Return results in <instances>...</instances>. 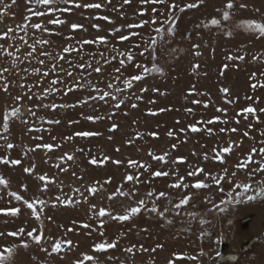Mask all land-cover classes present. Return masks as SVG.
I'll list each match as a JSON object with an SVG mask.
<instances>
[{"label":"rangeland","instance_id":"rangeland-1","mask_svg":"<svg viewBox=\"0 0 264 264\" xmlns=\"http://www.w3.org/2000/svg\"><path fill=\"white\" fill-rule=\"evenodd\" d=\"M11 2V0H6ZM80 3H96L104 4L100 9L75 8L71 5L70 13L59 15L61 19L67 21L64 25H48L50 33H42L33 29H28L29 43H32L31 37L43 38L51 43L44 50L55 56L65 45H75L77 41L83 39H94L97 35H104L108 38L107 44L86 45L84 51L80 55L75 53L66 54V61L81 63L87 61L91 56L95 55L96 59H100V52L105 55L115 46L121 50L127 49L132 43L138 42L139 37L128 42H120L116 39L119 33L109 34V30L133 22L140 19L150 20L151 8L156 7L160 12H166V6L141 5L140 0H131L130 4L125 5L123 0H79ZM168 3L171 0H167ZM178 3L195 2V0H177ZM225 0H205V4L195 9H188L184 13H179V20L175 28V34L168 36L165 34L164 41L157 47L156 64L162 68V73H151L144 80L136 82L132 89L119 94V99L123 100L120 108H114L115 101L109 100L107 103L94 100L87 104H81L77 107L58 108L52 111L47 108L35 109L36 104H76L77 100H82L88 95H94L90 87L78 89L64 95L63 88L68 84L75 82L76 77L83 70H76V75L66 84L57 85L61 89L58 94H51L42 101H36L35 98L29 101L27 99L26 89L19 87L20 83L36 85L40 81L39 75L27 76L21 80V76L25 74L20 71H10L5 76L9 81L8 92L0 91V115L3 111L16 106L14 97L18 94H24V99L19 103L21 115L19 118L13 117L9 120L10 129L8 133H4L0 127V135H7L9 141L15 145L13 149L4 147L5 141L0 140V155H7L12 159H20L21 165L6 166L0 164V175L9 180L8 187L0 185V206H18L21 207L20 215L16 217H5L0 215V231H13L23 226L27 230L32 227H39L43 223L45 235L53 238L63 237L65 229L72 227V221H77L76 231L67 233V238L73 241L77 248L67 251L61 255L48 256L42 253L34 244L30 243L28 249L20 248L13 257L12 264H72V261L78 258L80 252L90 250L91 245L102 239L99 236L100 229L97 221L90 219L88 211L89 203H95L98 207L111 206L114 213L122 212L124 208L132 205L133 201L126 198H119L109 202L107 194L114 190L117 186L123 184L125 190L136 187L138 195L135 199H140L146 192L155 189L157 191H167L168 198H162L157 201L161 211L165 207H171V203L176 202L183 194L188 191H194L195 199L189 206L181 210V215H176L169 211L165 213V217L161 218L154 213L141 212L139 216L133 217L130 221L118 222L108 217L104 218L103 238H120L119 247L115 250H109L107 253L96 254L101 264L107 260L109 255L126 259V254L122 249L130 244L152 249L156 244L163 245V248L157 249L155 253H137L135 257L136 264H167V260L172 258L173 252L184 254L186 257L194 256L196 260L185 258L178 264H218L216 253L219 252L220 244L228 245L227 251H232L238 255L235 264H264V240L260 239L264 229L257 225L250 226L249 230H241L240 220L247 216H236L241 213L249 212L256 208H264V199H257L239 205H229L228 210L220 213L217 211H209L212 207L211 203L205 201V197L214 203H219L223 198V194L216 190L212 185L209 189L204 190H175L169 189L167 185L171 183L175 177L167 178L150 177V173L143 169H138L141 173L142 181L151 180L150 183L133 185L131 182L124 183L123 177L129 172H135L136 169H130L127 165L129 159L142 161L151 167L152 171L163 169L165 171L176 172L178 175H185L193 167L200 166L206 171L213 174H219L222 169L227 168L229 174L234 171V165L238 162V157L246 153L251 147L261 146L260 142L264 140V113L258 110L264 108V88H251V84L255 81L249 77L253 72L257 73V80H264L260 73H264V38H258L256 34L241 27V21L246 19L264 20V0H235L237 5L233 10L232 17L229 21H222L220 26L205 27L213 16H216V8L221 7ZM240 3H246V9H239ZM59 7H65L58 4ZM31 7L33 10H44L46 6L29 4L27 0H17L16 5L12 7L9 14L0 17V31H6L11 26L17 29L18 25H23L24 17L29 16L27 9ZM140 8L147 9L146 14L141 17L137 15ZM259 8L257 13L255 9ZM115 9V10H114ZM123 13V16L121 15ZM97 16H109L112 23L95 19ZM43 18L46 23L47 19ZM157 18L162 20L164 17L157 14ZM217 18H219L217 16ZM41 22L39 17H31L30 23ZM82 23L84 30L72 31L69 28L71 23ZM93 24H99L100 30L97 31L92 27ZM197 25H200L197 27ZM141 35L150 36L151 26L138 30ZM231 32L230 36L225 35ZM22 31H18L16 35H23ZM71 37V39H68ZM5 47L13 43L11 40L0 41ZM198 45L193 49L192 45ZM39 47V46H38ZM11 50V49H10ZM28 49L21 48L20 55ZM200 54L197 56L195 52ZM136 60L138 63L146 64L151 67L150 55L140 57L139 49H136ZM114 54V53H113ZM231 55L234 59L229 60ZM244 56L243 60L235 59V57ZM253 56L257 57L253 60ZM42 58V57H41ZM58 62L67 70V62ZM11 58L0 57V66L10 67ZM48 64V61H46ZM199 65L193 68V65ZM229 65L221 74L223 65ZM95 67V62L93 61ZM118 61L111 65L103 66L104 74L99 75L92 73L88 76L85 72L86 79L91 80L100 88H105L110 77L114 74L113 69L119 67ZM31 67H41L32 60L30 63L25 61L20 65V69ZM50 67V65H49ZM136 74L134 66H126L124 75ZM55 73L44 78L39 87H33V93H39L49 86L51 79L55 77ZM64 77H61L63 79ZM2 83V82H0ZM122 86V85H121ZM146 87L148 91L141 93L140 89ZM195 88L194 93H190V89ZM222 87L230 90L228 94L220 91ZM158 91H152V89ZM142 96L143 99L137 101L136 96ZM251 97L252 99H248ZM259 98L258 100L256 98ZM228 99L233 103H227ZM193 100L200 101L199 104H193ZM205 102L207 107L204 106ZM136 104L135 108L132 104ZM252 104L257 109V121L251 115L245 119L243 116H237L239 110ZM33 107L37 112L36 117L29 115L28 109ZM193 109L192 113L186 112V109ZM217 108L226 109V112H217ZM149 109L155 112V115L149 114ZM160 109L165 111L160 112ZM100 116L102 119L89 121L86 116ZM220 116L221 122L209 125L215 130L213 135H209L205 131L193 133L187 130L188 125L198 120H208L213 116ZM110 117V118H109ZM43 118V119H41ZM235 118V119H234ZM240 123L237 124L236 120ZM28 123L25 124L24 121ZM48 120H59L58 124H49ZM227 121L224 123L223 121ZM179 121V123H177ZM118 125L115 131H110L112 124ZM252 128L249 129L248 125ZM237 128V133H220V128ZM33 128L29 132L28 129ZM185 131L181 132L180 129ZM38 129V130H37ZM174 132L172 137L167 135L169 130ZM80 131L97 132L99 135L89 137H79L73 134ZM158 132V138L147 135L149 132ZM245 131L249 132V137H243ZM140 133L137 138L136 134ZM72 137L71 140L64 139ZM42 137V139H37ZM55 137V141L53 140ZM131 140L129 144L127 141ZM228 140L243 141L239 149H235L230 157L226 158V163L205 160L204 153L211 155V149L217 146H224ZM38 143L59 144L60 147L52 151L45 149H37L28 151L25 155L26 147L34 148ZM172 144H176L177 148L173 150ZM119 149V151H117ZM151 149L156 154H162L167 151L169 153L168 163H159L153 161L148 156ZM82 150V151H81ZM69 153L74 156L71 161L65 160L61 162L58 158ZM193 153H196L195 155ZM109 156L110 160L103 165H91L89 160L96 157L98 160L103 156ZM177 156H184V163H173ZM120 160L119 165L112 161ZM35 164L34 173L29 175L23 171L25 167H31ZM60 164L67 171L61 172L55 165ZM47 174L54 183L48 185L46 191L41 192L43 182L37 179V176ZM108 177L112 178L110 184L104 185V191L97 193L95 198L89 197V203H80L72 206H56L52 203L57 196H73L79 199V194L74 193V188H79L81 192H85L88 185L95 181L103 183ZM200 179H204L202 176ZM236 180L247 182V171L241 170L237 172ZM264 179L261 175H257L255 180ZM186 182L191 183V178L186 177ZM211 184V181H206ZM26 184L27 191L22 192L25 198L39 197L47 201L44 206V212L41 214V220L37 221L31 216V210L23 207L22 202L16 201L10 197L12 191H20V185ZM225 192L229 185L224 184ZM85 195L87 193L85 192ZM195 204L193 208L191 205ZM39 207V206H38ZM151 207V204H149ZM189 211H195L198 215L196 219L187 216ZM51 217L49 221L47 218ZM259 218V216H257ZM203 219L205 223H200ZM171 220L172 223H167ZM231 221V223H229ZM80 223H89L92 225L91 231L79 227ZM208 223V224H207ZM63 225V227H59ZM208 228H213L215 232V245L209 247L203 244L202 233ZM91 231V235H88ZM123 232L125 235L120 236ZM256 236L259 241L249 248H245L251 237ZM26 238V237H25ZM9 243H18L16 238H0V245ZM244 246V247H241ZM2 250V249H0ZM35 257V260L32 259ZM118 264V262H117Z\"/></svg>","mask_w":264,"mask_h":264},{"label":"snow or ice","instance_id":"snow-or-ice-1","mask_svg":"<svg viewBox=\"0 0 264 264\" xmlns=\"http://www.w3.org/2000/svg\"><path fill=\"white\" fill-rule=\"evenodd\" d=\"M107 3H110L111 0H106ZM17 0H11V2H6V0H0V17L7 16L9 11L12 9L14 5H16ZM29 4L36 5H44L46 6L44 10H33V8L29 7L27 11L30 13L29 16L24 17V24L18 25L17 29H13L11 26L7 27L6 31H0V41L11 40L13 41L8 47H5L3 43H0V57H8L11 58L10 67L0 66V91L8 92L9 90V81L5 76L6 73L15 70L16 74H19L20 71H23L25 74L21 76V80H24L27 76L31 75H39L40 81L37 82L36 85L20 83L19 87L21 89H26L27 99L29 101L35 98L36 101H42L46 99L51 94H58L61 89L57 87L60 84H66L68 80H71L74 75H76V70H83L77 77L75 82L68 84L63 88L64 95H68L69 93L76 91L78 89H82L90 87L92 91L95 93L94 95H88L82 100H77L76 104L68 105V104H36L35 109H39L41 107L50 109L55 111L58 108H67V107H77L81 104H87L89 101H102L107 103L109 100L115 101L114 108H120L123 104V100L119 99V94L125 92L129 89H132L133 85L136 82L142 81L151 73H162V68L156 64L157 60V47L160 43L164 41L165 34L168 36H173L175 34V28L177 25V21L179 20V13H184L188 9H195L205 4V0H195V2H183L178 3L177 0H171L170 3L167 0H140L141 5H165L166 12H160L156 7L151 8V16L150 20L140 19L138 22L129 23L126 25H122L119 27H114L109 30V34L119 33L116 36V39L120 42H128L130 40H134V38L139 37L138 42H134L127 49L121 50L113 46L110 50L109 54L105 55L104 52H100V59H96L95 55L91 56L87 61L81 63H74L73 61H66V54L75 53L76 55H80L81 52L84 51V47L86 45H97V44H107L108 38L104 35H97L94 39H83L76 42L75 45L67 44L65 45L55 56L52 53L45 51L44 49L50 45V41L43 38L31 37L32 43H29L28 29H33L42 33H50L51 30L46 26L48 25H64L67 23L66 20L61 19L57 13H70L72 11V7L75 8H85V9H100L104 7L103 3H80L79 0H27ZM125 5L130 4L131 0H123ZM58 4H63L65 7H59ZM67 5H71L72 7H68ZM237 5L235 0H225L221 7L216 8V16H213L210 20L204 24L205 27L211 26H220L222 21H229L232 17L233 10L236 9ZM239 9H246L248 5L246 3H240L238 5ZM115 10V9H114ZM257 13L260 12V9H255ZM147 12V9L140 8L137 12V15L143 17ZM157 14L164 17L162 20L157 18ZM123 16V13H121ZM217 16L219 18H217ZM31 17H39L41 18V22L30 23ZM45 17H53L46 20L44 22L43 18ZM95 19L103 20L108 23H112V20L109 16H97ZM151 26V32L153 33L150 36L141 35V32L138 31L145 27ZM200 25H197L199 27ZM241 27L246 30L257 35L258 38H264V20H256V19H246L241 21ZM92 27L97 31L100 30L99 24H93ZM69 28L72 31L84 30V25L82 23H71ZM18 31H22L23 35H16ZM232 33L226 32L225 35L230 36ZM68 39H71L69 37ZM39 46V47H38ZM26 47L28 50L20 55L21 48ZM193 49L198 48V45H192ZM11 49V50H10ZM136 49H139L138 55L140 57H145L150 55L151 57V67L146 64L138 63L136 60L137 53ZM114 53V54H113ZM200 53L197 51L195 55H199ZM42 57V58H41ZM257 57L253 56V60ZM229 60L234 59L231 55L228 56ZM235 59L243 60L244 56L235 57ZM35 60L38 65L41 67H31L20 69V65L25 61L29 63ZM48 61V64H46ZM67 62L68 68L67 70L62 66V64L58 62ZM93 61L95 62V67L93 66ZM118 61L119 67H115L113 69V75L110 77L109 82L106 84L105 88H100L96 84H94L91 80L86 79L84 73L86 72L88 76L94 72L99 75L104 74V67L107 65H111L113 62ZM50 65V67H49ZM126 66H134L136 69V74H128L124 75V69ZM193 68H198L199 65H193ZM229 65H223L221 69V74L223 71L227 69ZM55 73V77L51 79L49 82V86L44 88L43 91L39 93H33V87H39L42 84L44 78L48 77L50 74ZM260 76L264 77V73H260ZM61 77H64L61 79ZM257 73L253 72L249 77L253 82L250 86L253 89L257 87L264 88V80H257ZM122 85V86H121ZM148 89L146 87L141 88L140 92H146ZM152 91H158V89H152ZM190 93L195 92V88L189 90ZM220 91L224 94H228L230 90L226 87H222ZM14 102L16 106L11 107V109H5L3 114L0 115V127L4 133H8L10 129L9 120L10 118L16 117L19 118L21 115V109L19 107V103L24 99V94H18L14 98ZM135 99L137 101L143 99L142 96H136ZM248 99H252L249 97ZM259 99L258 97L256 98ZM227 103H233L234 101L228 99ZM193 104H199L200 101L193 100ZM137 105L134 103L132 107L135 108ZM207 107V103L204 104ZM160 112L165 111V109H160ZM260 113H264V108H260L258 110ZM29 115L32 117L37 116V112L33 107H29L28 109ZM186 112L192 113L193 109L188 108ZM217 112H226V109L217 108ZM149 114L155 115L156 113L149 109ZM251 115L257 121L259 120V116H257V109L253 107L252 104H249L246 107H243L237 113V116H243L245 119ZM110 118V117H109ZM43 119V118H41ZM85 119L89 121L100 120L102 117L89 115L86 116ZM235 119V118H234ZM49 124H58L59 120H48L46 121ZM217 122H221L220 116H213L208 120H198L195 123L189 124L187 130H190L193 133L205 131L209 135H213L215 130L209 125L215 124ZM227 123V121H223ZM25 124L28 123L27 120L24 121ZM179 123V121H177ZM236 123L239 124L240 121L237 119ZM118 125L113 123L110 131H115ZM249 129L252 128V125H248ZM38 130V129H37ZM29 132L33 131V128L28 129ZM181 132H184L185 129L181 128ZM220 133H237L238 129L233 128H220ZM74 136L79 137H89L99 135L97 132L91 131H80L73 134ZM140 133H137V138L140 137ZM147 135L158 138V132H149ZM169 137L174 135V132L170 129L167 133ZM261 136H264V133H261ZM243 137H249V132L245 131L243 133ZM37 139H42V137H37ZM55 137L53 140L55 141ZM66 140H71L72 137H65ZM0 140L5 141L4 147L6 149H13L15 145L9 141V137L7 135H0ZM127 143L131 144L132 141L129 140ZM243 141H232L228 140L224 146H217L211 149V155L209 153H204L203 158L205 160H213L220 162L221 164L226 163V158L230 157L232 152L235 149H239L242 146ZM261 146L251 147L246 153L242 154L238 157V162L234 165V171L229 174L227 168L222 169L219 174H213L210 171H206L203 167L196 166L193 167L192 170L188 171L185 175H178L176 172L165 171L163 169H157L155 171L151 170V167L138 160L129 159L127 165L130 169H136L137 171L129 172L123 177L124 183L131 182L133 185H139L140 183L148 184L151 180L142 181L141 173L138 169H143L145 172L150 173V177L152 179L155 178H167L169 176L175 177V179L167 185L169 189L175 190H204L209 189L212 185L216 187V190L223 194V198L219 200V203H214L205 197V201L207 203H211L212 207L209 211H217L223 213L228 210V206L239 205L241 203H247L250 201H255L257 199H264V179L255 180L257 175H261L264 177V140L260 142ZM25 155L28 151H35L37 149H45L48 151H52L55 148L60 147L59 144H48V143H38L34 148L28 149L27 146ZM171 148L175 150L177 148L176 144H172ZM82 151V150H81ZM119 151V149H117ZM194 155L196 153H193ZM148 156L153 160L159 163H168L169 153L167 151L162 154H156L151 149L148 151ZM61 162L68 160L71 161L74 159V156L69 153H64L61 157L58 158ZM110 157L105 155L101 159H97L96 157H92L89 160L91 165H103L105 162L109 161ZM186 158L184 156H177L176 160L173 163L180 164L184 163ZM22 161L20 159H12L7 155H0V164L6 166H18L21 165ZM112 163L119 165L121 163L120 160L112 161ZM61 172L67 171L66 168L61 167L60 164L55 165ZM35 164L31 167L23 168V171L29 175L34 173ZM246 170L247 171V182H240L236 180V175L238 171ZM204 179H200V177ZM186 177L191 178V183L186 182ZM37 179L43 182V186L40 191L44 192L47 190L48 185L54 183V179H51L47 176V174H42L37 176ZM210 180L211 184L206 181ZM112 182V178L108 177L106 180L101 183L100 181H95L92 184L88 185L85 189V192H81L79 188H74L73 192L79 194V199L74 198L73 196H57L56 200L52 203L53 207L56 206H72L80 203H89V197L95 198L97 193H102L104 191V185L110 184ZM227 183L229 188L227 192H225L224 184ZM0 185L4 187H8L9 180H7L4 176L0 175ZM27 185L21 184L20 191H12L9 193L10 197L16 201L22 202L23 207L31 210V216L35 218V220H41V214L44 212V206L47 204V201L41 199L39 197L35 198H25L22 192L27 191ZM138 195L136 187L131 188L130 190H125L123 184L117 186L114 190L110 191L107 194L106 199L109 202H112L119 198H126L128 200L133 201L132 205L123 209L122 212L114 213L111 206H97L95 203H89L88 211L90 213V219H94L97 221L99 231V236L102 239L94 242L90 250H85L80 252L78 258L72 261V264H101V261L98 259L96 254H103L109 252V250H115L119 247L120 238H103L105 233L103 232L104 227V218L108 217L113 221L125 222L130 221L133 217L139 216L140 213L149 212L154 213L157 216L164 218L165 213L172 211L176 215H181V210L190 205V203L195 199L194 191H188L186 194H183L180 198L176 200V202L171 203V207H165L163 211L160 210L157 201L162 198H168L169 193L167 191H157L152 189L145 193L143 197L140 199H135ZM151 204V207H149ZM39 206V207H38ZM193 208L195 204L191 205ZM21 207L18 206H0V215L5 217H16L20 215ZM187 216L192 219L197 218V213L195 211H189L186 213ZM49 221L52 220L51 217L47 218ZM167 223H172L171 220H167ZM203 219L200 220V223H205ZM77 221H72V227H68L65 229V233L63 237L53 238L52 236L45 235V229L43 223L39 225V227H32L31 230H27L25 227L21 226L13 231L3 232L0 231V238H16L18 243H9L6 245H0V264H12L13 257L17 253V250L20 248L28 249L30 247V243L39 247L42 253H46L48 256L53 255H61L67 251H71L73 248H77L78 245H74L71 239L67 238V233H72L76 231ZM231 223V221H229ZM59 227H63L60 225ZM79 227L83 229H89L91 231H95L96 229H92V225L89 223H80ZM91 231H89L88 235H91ZM123 232L120 233V236H124ZM26 237V238H25ZM163 248V245L156 244V246L152 249H148L144 247L143 244L137 246L136 244H130L122 249V252L126 254V259H120L119 257L109 255L104 264H136L135 257L137 253H147L152 252L155 253L157 249ZM217 256L220 255L219 252L216 253ZM185 258L196 260V257H186L182 253L173 252L172 258L167 260V264H178V262H182ZM32 259L35 260V257ZM149 264H154L153 261H149Z\"/></svg>","mask_w":264,"mask_h":264},{"label":"flooded vegetation","instance_id":"flooded-vegetation-1","mask_svg":"<svg viewBox=\"0 0 264 264\" xmlns=\"http://www.w3.org/2000/svg\"><path fill=\"white\" fill-rule=\"evenodd\" d=\"M236 216H247L240 220L241 230L243 231L249 230L250 226L252 225H257L259 228L264 229V208L263 207L250 210L249 212L241 213ZM257 216H259V218H257ZM208 237L211 240V247H213L215 245V241H214L215 232L213 228L211 230V234ZM260 239L264 240V233L261 234ZM258 241H259L258 237L256 236L251 237L249 242H247L245 248H249L253 244L257 243ZM241 247H244V246L241 245ZM227 249H228V245L226 243L223 242L220 244V249H219L220 255L219 256L216 255V260L218 264H235L236 261L230 262V259H232L233 257V259L236 258L237 260L238 255L232 251H227Z\"/></svg>","mask_w":264,"mask_h":264},{"label":"water","instance_id":"water-1","mask_svg":"<svg viewBox=\"0 0 264 264\" xmlns=\"http://www.w3.org/2000/svg\"><path fill=\"white\" fill-rule=\"evenodd\" d=\"M211 230H212V228H208L206 231H204L202 233V236H201L203 244L207 245L209 247L211 246V240H210V238L208 236L211 234ZM235 261H236V258L233 259V257H232V259H230V262H235Z\"/></svg>","mask_w":264,"mask_h":264}]
</instances>
